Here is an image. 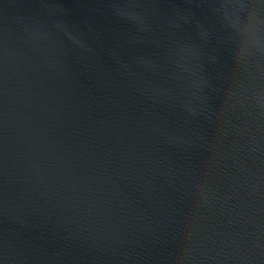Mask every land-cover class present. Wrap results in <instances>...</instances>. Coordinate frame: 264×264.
<instances>
[{
	"label": "water",
	"instance_id": "water-1",
	"mask_svg": "<svg viewBox=\"0 0 264 264\" xmlns=\"http://www.w3.org/2000/svg\"><path fill=\"white\" fill-rule=\"evenodd\" d=\"M0 264H264V0H0Z\"/></svg>",
	"mask_w": 264,
	"mask_h": 264
}]
</instances>
